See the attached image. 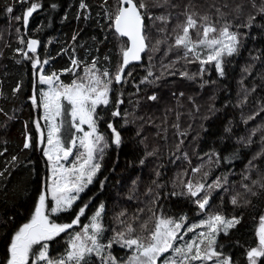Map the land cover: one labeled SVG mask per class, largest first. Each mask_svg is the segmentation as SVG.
<instances>
[{"label":"trees","instance_id":"trees-1","mask_svg":"<svg viewBox=\"0 0 264 264\" xmlns=\"http://www.w3.org/2000/svg\"><path fill=\"white\" fill-rule=\"evenodd\" d=\"M84 2L89 6L86 11L79 8L80 0H28L26 4L17 0H0V109L3 110L0 112V153H3L0 155V171L7 169L0 177V260L4 257L11 234L30 217L48 174L46 158L37 147L39 135L35 125L36 121L41 127L44 124L42 105L34 106L30 99L35 91L39 103V93L44 85L36 82L31 60L18 51L27 50L20 43V38L40 42L36 55L41 61L49 60L43 65L45 74L64 72V69L72 67L73 57L86 65L96 59L100 69L107 68L109 71L121 61L120 48L126 39L116 36L109 27L110 21L105 12V9L114 12L115 0H108L103 7L104 0ZM145 2L152 17L145 18L149 44L159 50L150 47L141 61L129 65L125 69L127 82L114 83L110 93L111 103L97 108V113L103 117L98 121V131L110 145L100 161L102 167L73 210L50 218L56 223H70L78 206L92 197L86 216L81 217V225L88 223L86 217H91L97 206L104 203L103 222L108 230L104 233L103 242H107L113 235L112 229L118 227L115 217L122 210H127L125 219L129 221L137 209H144L142 219L151 215L149 208L166 217L179 218L183 215L186 226L197 223L207 214L219 213L225 218L235 216L240 218V223L227 235L223 231L219 233L217 248L230 256L234 264H248L246 252L257 246L256 233L260 218L264 216V189L256 185L253 191L257 195H252L242 186H252V180L264 183V156L253 160V168H246L249 160L264 151V111H261L264 109V15L259 13L264 0H255L256 7L252 6L253 0ZM31 3H39L41 7L25 26L14 17L21 15ZM189 3L201 15L207 13L212 21L219 19L217 27L227 22L232 26L230 30L240 35L238 54L224 58L223 77L211 64L205 65L207 70L198 75L200 64L182 59L168 70L162 67V62L171 63L182 51L173 50L165 55L168 44L172 43V29L183 20L181 13ZM213 4L215 8L210 7ZM225 4L227 7H224ZM7 6L13 7V13L6 11ZM216 8L220 9L223 18ZM250 15L256 19L251 27H244ZM158 16L169 17V20L164 23L154 19ZM162 28L165 31H160ZM73 35H77L75 41ZM165 39L167 43L157 45L158 40ZM32 55L29 53V56ZM105 56L109 59L105 60ZM149 70L156 76L163 73V77L154 84L140 83ZM128 72L132 75L127 76ZM169 72L176 75H169ZM182 72L194 78L182 77ZM152 79L149 77V80ZM17 86L20 90L14 91ZM153 93L158 96L157 101L147 99ZM180 93L184 95L180 96ZM118 97L124 101L119 105L122 115L112 117ZM258 112L259 115H256ZM252 116L255 118L249 119ZM108 122L113 123L121 134L119 147L111 143ZM176 124L178 129L173 127ZM42 128L46 138L44 125ZM25 135L31 137L30 149L23 147ZM249 140L251 143H248ZM148 153L154 154L149 156ZM216 154L219 155L218 161ZM233 154H236L235 157ZM13 156L17 157L15 162H12ZM142 159L143 164L140 163ZM197 167L201 171L193 173L192 169ZM157 172L160 173L158 177ZM205 173L208 175L205 176ZM224 176L227 183L222 180L223 186L212 190L210 204L205 212H201L194 203L197 198L186 194L184 182L191 180L194 184H211ZM244 176L250 179L244 180ZM101 181H104L103 189ZM149 188L152 189L151 194L148 193ZM173 192L185 194L172 195ZM157 193L159 200L153 204ZM238 193L239 205L234 206L231 199ZM129 196L133 199L130 200ZM79 229L74 226L49 241L50 255H61L70 234ZM111 251L118 258L126 259L131 254L119 245H113ZM92 264L100 262L93 257ZM258 264H264V258Z\"/></svg>","mask_w":264,"mask_h":264},{"label":"snow or ice","instance_id":"snow-or-ice-1","mask_svg":"<svg viewBox=\"0 0 264 264\" xmlns=\"http://www.w3.org/2000/svg\"><path fill=\"white\" fill-rule=\"evenodd\" d=\"M17 2L26 4L28 0H17ZM107 2L108 0H104L102 7ZM164 3H168V0H164ZM115 4L114 12L105 9L107 19L110 21L109 27L117 37L126 38V42L121 45V63L114 74L110 73L107 68L103 70L97 68V60L93 59L90 65L84 66L83 76H78L71 83L66 84L60 80V74L56 72L45 74L43 65L48 64L49 60L41 61L36 55L40 42L36 39L25 41L20 38V43L24 44L27 50L20 49L18 51L22 52L25 58L31 60L36 82L48 86L47 91L39 93V103L35 91L30 99L34 106L42 105L43 119L47 122L46 139L39 121H36L35 125L39 133L37 147L46 158L49 175L27 222L21 224L11 234L0 264H92L93 257L99 260L100 264H234L230 256L218 250L216 237L221 231L227 235L231 228L240 223L239 217L225 218L219 213L208 214L207 218L199 223L186 226V217L183 215L179 218L166 217L149 208L148 211L151 215L147 219H142L141 215L144 209H137V213L129 221L125 219L128 215L127 210H122L115 217L118 227L112 229L113 235L107 239V242H103L104 233L108 230L103 222L104 203L97 206L91 217H86L88 223L81 225V217L86 216V210L91 204L92 197L78 206V211L75 212L70 223H56L50 218L52 215L73 210V206L81 199V194L93 183L102 167L100 161L104 157L105 149L110 145L105 136L98 131V121L103 117L99 116L97 108L107 107L111 103L112 84L126 83L125 69L132 62L140 61L142 54L147 53L150 47L153 50H159L149 44V37L146 34L145 18L146 16L152 17L148 14L149 5L145 0H115ZM252 6L256 7L255 0H253ZM40 7L39 3H31L21 15H16L14 19L22 21L27 26L29 18ZM52 7L55 8L56 5L53 4ZM88 7L84 0H80V9L86 11ZM193 7L191 3L185 5L184 12L181 13L183 20L178 21L172 29L174 33L170 37L172 43L168 44L165 52L167 56L173 50H182L180 55L169 64L162 62V67L168 70L182 59L188 63L198 62L200 64L198 75H202L207 70L205 65L211 64L219 76L223 77L225 75L224 58L238 54L241 45L240 35L231 31L232 26L227 22L217 27V24L220 23L219 19L212 21L207 13L201 15L194 11ZM210 7L215 8L216 6L213 4ZM224 7H227V4ZM6 11L13 13L14 9L12 6H7ZM216 12L223 18L219 8H216ZM259 13L264 15V2L259 7ZM154 19L167 23L169 17L158 16ZM255 19V16L250 15L248 23L244 27H251L252 21ZM160 31L163 32L165 29L162 28ZM77 35H73V41L77 39ZM156 43L157 45L167 43V39L158 40ZM29 53L33 55L29 56ZM104 59L108 60L109 58L105 56ZM149 59L151 60V57ZM81 63L73 57L71 59L72 67L63 71L75 75V71L80 68ZM168 74L176 75L175 72ZM131 75V72L127 73V76ZM180 75L188 79L194 78L187 72H182ZM149 77H153V79L149 80ZM162 77L163 73L156 76L149 70L140 83L154 84ZM19 90V86L14 89V91ZM179 95L183 96L184 94L180 93ZM147 99L157 101L158 96L153 93ZM123 103L124 101L118 97L115 110L111 112L112 117L122 115L119 105ZM2 111L0 109V112ZM256 115H259V112ZM254 118L255 116L249 117V119ZM66 120L70 121V126L76 133H82V135L73 134L65 140L62 129ZM125 123H127L126 119ZM84 125H87V131L84 129ZM107 127L112 133L111 143L119 147L122 142L120 132L111 122H108ZM173 127L178 129L179 125L176 124ZM248 143H251V140ZM23 147L24 149L32 147L29 135H25ZM2 154L0 153V155ZM153 154L148 153L147 155ZM233 155L235 157L236 154ZM186 156L187 154H185ZM216 156L218 161L219 155L216 154ZM261 156H264V151L257 153L252 160H249L246 168H253V160ZM69 157H73V159L70 161ZM16 160L17 157L13 156L12 162ZM64 162H68L67 166ZM140 163L143 164L144 160L142 159ZM6 171L7 169L0 171V177H3ZM200 171L199 167L192 169L193 173ZM156 175L158 177L160 173L157 172ZM204 175L207 176L208 173ZM243 179L248 180L250 177L244 176ZM222 180L227 183V177L224 176L218 177L211 184L204 182L194 184L188 180L184 182L183 186L187 195L197 198L194 203L199 210L205 212L210 204L212 190L221 188ZM135 183L133 181V185ZM153 184H156L155 180H153ZM251 185L243 184L242 186L246 192L252 195H257L253 191L254 186L259 185L261 189H264V183L260 180H252ZM103 186L104 181H101V189ZM151 192L152 189L149 188L148 193L151 194ZM184 194V192L172 193V195ZM239 196L238 193L232 197L231 203L234 206L239 205ZM129 199L131 200L133 197L129 196ZM158 200L159 193L153 199V204ZM245 203H250V201H245ZM74 226L80 227V231L70 234L64 252L56 257L51 256L48 242L59 237L62 233L68 232ZM197 229L205 230L197 231ZM188 233H193V237L190 240H185ZM256 235L258 237L257 246L249 248L246 252L248 264H258L264 258V216L260 218V227ZM113 245H119L120 248L128 250L131 254L126 259L118 258L111 251Z\"/></svg>","mask_w":264,"mask_h":264},{"label":"rangeland","instance_id":"rangeland-1","mask_svg":"<svg viewBox=\"0 0 264 264\" xmlns=\"http://www.w3.org/2000/svg\"><path fill=\"white\" fill-rule=\"evenodd\" d=\"M146 34L148 35L147 32H146ZM148 37H149V35H148ZM124 39H125V38H124ZM38 46H39V45H38ZM120 63H121V61L119 62V64H120ZM90 64H91V63H89L88 65H90ZM119 64L116 66V68H114L113 70H111L110 73H113V74H114V73L116 72V70H117ZM85 65H86V64H82V63H81L80 68L76 69V71H75V75H74L73 73H71V72H61V73H58V74H60V80L63 81L64 83H66V84H69V83H71V81H72L73 79H75L76 77H78V76H83V75H84L83 68H84ZM97 68L100 69V67H99L98 65H97ZM103 69H105V68H101V70H103ZM68 79H70L69 82H67ZM113 84H114V83H113ZM113 84H112L111 87H113ZM47 90H48V86H47V85H44L42 91H47ZM65 106L67 107L66 102H65ZM43 116H44V110H43V107H42V120H43V123H44L43 125H44V127H45V133H46V136H47V122L43 119ZM129 121H130V120H129ZM43 125H42V127H43ZM42 127H41V130L43 131V128H42ZM83 127H84V129H85L86 131L88 130L87 125H84ZM62 132L64 133V138H65V140H67V138L70 137V136L73 135V134H75L76 136L82 135V133H76L75 130L71 128V126H70V121H69V120H66V122H65V124H64V126H63V129H62ZM38 135H39V133H38ZM45 139H46V138H45ZM74 151H76V149H74ZM81 151H82V149H81ZM72 159H73V157H69V160H70V161H71ZM64 163H65L66 166H67V163H68V162H64ZM48 175H49V168H48V174H47V177H48ZM78 201H79V200H78ZM78 201H77V202H78ZM49 203L51 204V201H49ZM207 215H208V214H207ZM207 215L201 217V219H200L197 223H199V222H200L201 220H203V219H206V218H207ZM203 230H205V229H197V231H203ZM78 231H80V229H79ZM192 237H193V233H188V235L185 236V240H190Z\"/></svg>","mask_w":264,"mask_h":264},{"label":"water","instance_id":"water-1","mask_svg":"<svg viewBox=\"0 0 264 264\" xmlns=\"http://www.w3.org/2000/svg\"><path fill=\"white\" fill-rule=\"evenodd\" d=\"M126 39V38H125ZM143 55V54H142ZM141 61V60H140ZM139 61H134V62H132L130 65H132V64H135V63H138Z\"/></svg>","mask_w":264,"mask_h":264}]
</instances>
